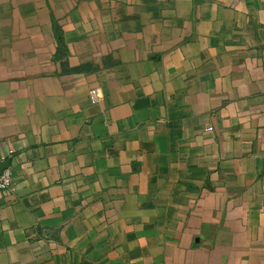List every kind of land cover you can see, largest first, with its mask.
Listing matches in <instances>:
<instances>
[{
  "label": "crops",
  "instance_id": "crops-1",
  "mask_svg": "<svg viewBox=\"0 0 264 264\" xmlns=\"http://www.w3.org/2000/svg\"><path fill=\"white\" fill-rule=\"evenodd\" d=\"M0 164V264H264V0H0Z\"/></svg>",
  "mask_w": 264,
  "mask_h": 264
},
{
  "label": "built area",
  "instance_id": "built-area-1",
  "mask_svg": "<svg viewBox=\"0 0 264 264\" xmlns=\"http://www.w3.org/2000/svg\"><path fill=\"white\" fill-rule=\"evenodd\" d=\"M212 126H208L207 130H212ZM13 173L12 169L6 167L0 171V194L10 192L13 189Z\"/></svg>",
  "mask_w": 264,
  "mask_h": 264
},
{
  "label": "trees",
  "instance_id": "trees-1",
  "mask_svg": "<svg viewBox=\"0 0 264 264\" xmlns=\"http://www.w3.org/2000/svg\"><path fill=\"white\" fill-rule=\"evenodd\" d=\"M57 36H58V40H59V51H58L56 58H60L64 55V41H63V36H62L59 28H57ZM82 68L83 67H75L74 70L80 71Z\"/></svg>",
  "mask_w": 264,
  "mask_h": 264
},
{
  "label": "water",
  "instance_id": "water-1",
  "mask_svg": "<svg viewBox=\"0 0 264 264\" xmlns=\"http://www.w3.org/2000/svg\"><path fill=\"white\" fill-rule=\"evenodd\" d=\"M4 167H5V166H4L3 164H2V165L0 164V171H1L2 169H4Z\"/></svg>",
  "mask_w": 264,
  "mask_h": 264
}]
</instances>
